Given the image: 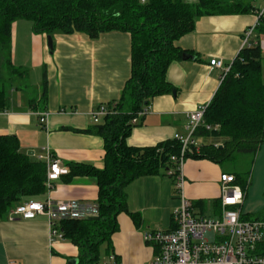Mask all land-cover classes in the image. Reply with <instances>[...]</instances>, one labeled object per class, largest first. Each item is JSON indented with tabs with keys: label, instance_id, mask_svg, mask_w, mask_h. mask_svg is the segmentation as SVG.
<instances>
[{
	"label": "crops",
	"instance_id": "0c3cea01",
	"mask_svg": "<svg viewBox=\"0 0 264 264\" xmlns=\"http://www.w3.org/2000/svg\"><path fill=\"white\" fill-rule=\"evenodd\" d=\"M222 1H241L250 10L201 16L195 29L177 41L184 53L193 57H182L170 64L167 78L174 91L151 100L127 139L129 145L153 146L175 138L176 133L187 134L190 112L200 104L210 103L225 68L231 66L242 49L245 31L257 22L256 11L264 6V0ZM21 20L13 24V64L27 71L30 69L28 73L41 69L47 77L48 97L43 104V78L35 85L37 92L33 99L25 93L32 82L17 81L18 85L10 92V106L0 111V135H16L21 151L36 159L49 149L64 165L74 161L103 168L104 139L85 130L95 124L92 112L101 104L118 100L131 76V34L113 30L94 39L84 33L58 32L53 35L51 52L47 34L36 33L32 23ZM256 30L257 27L253 39H257L262 48L264 74V34L258 35ZM214 58L222 59L224 66H211ZM44 113L47 117L42 122ZM199 137L195 136L201 146ZM223 141L224 138L216 145ZM182 172L183 191L193 203L195 212L219 217L220 176L231 172L209 159L191 157L185 159ZM66 178L61 175L39 200H77L95 205L99 190L95 179L87 176ZM174 181L176 179L167 174L148 175L135 179L126 187L129 212L118 215V230L112 235L110 244L102 245L100 256L105 253L106 258L103 260L101 256L99 262L110 261L112 256L117 264L152 261L157 247L144 240V232L158 228L159 222L167 225L162 229L174 227L173 213L181 202ZM247 198L248 190L242 206L245 218H249L244 212ZM161 211H167L168 215L166 212L158 220L156 215ZM10 212L0 218V264L79 262V247L70 239L53 233L54 229L60 231L58 226L62 219L49 214H38L32 219H11ZM130 212L139 213L141 221L136 222Z\"/></svg>",
	"mask_w": 264,
	"mask_h": 264
},
{
	"label": "trees",
	"instance_id": "16d2710c",
	"mask_svg": "<svg viewBox=\"0 0 264 264\" xmlns=\"http://www.w3.org/2000/svg\"><path fill=\"white\" fill-rule=\"evenodd\" d=\"M250 10L241 1L222 0H0V65L9 73L10 89L16 77L27 70L12 61L13 24L19 19L33 23L36 33H84L97 38L107 31H125L132 37L131 76L118 100L107 103L110 112L99 123L85 130L104 139V167L85 162H69L68 180L87 176L98 185L97 215L83 219L64 218L58 226L64 238L79 247L77 264H97L101 247L111 243L118 230V215L129 212L126 187L135 179L167 174L175 178L181 142L167 139L153 146H132L127 142L134 117L151 100L174 91L167 78L172 62L183 57L177 41L192 32L204 15L233 14ZM257 34H264V19L257 24ZM3 60V62H2ZM262 48L252 39L234 59L205 112V122L195 136L224 138L221 145H192L186 158L209 159L218 164L234 160L237 153L256 154L264 144V74ZM24 74V75H23ZM47 77L44 74L42 102H47ZM10 106V92L0 82V111ZM174 173L170 175V171ZM48 164L21 151L16 135H0V218L29 200H39L46 192ZM237 183L245 191L248 181L241 172ZM136 222L139 213L130 212ZM245 216V215H244ZM243 216V217H244ZM245 218V217H244ZM255 218L264 219V214ZM264 253V243L260 246Z\"/></svg>",
	"mask_w": 264,
	"mask_h": 264
},
{
	"label": "built area",
	"instance_id": "2783aa9c",
	"mask_svg": "<svg viewBox=\"0 0 264 264\" xmlns=\"http://www.w3.org/2000/svg\"><path fill=\"white\" fill-rule=\"evenodd\" d=\"M145 1V0H142ZM194 2L196 0H188ZM257 22L245 31L243 45H250L254 29L261 19H264V6L256 11ZM211 66L223 67L222 59H211ZM231 67V66H230ZM230 67L225 68L227 73ZM224 73V74H225ZM209 103L200 104L190 112L187 125V134H175L181 142L180 155H172L177 162L176 186L181 196V202L173 213L174 227L171 229H152L144 232V240L157 247V253L148 264H264V253L260 246L264 243V219L244 218L242 206L246 193L237 183L234 173L224 172L220 176V202L221 213L217 218L200 215L195 212L193 203L183 191V165L188 153L195 145L199 150L195 132L201 126L207 129L214 127L205 122V112ZM147 108L140 111L132 120L137 123L138 117L146 112ZM110 112L107 104L92 112L95 123H99L103 116ZM47 113L41 116L45 122ZM39 159L48 164L47 187L51 189L53 182L61 175L69 172L61 160L47 149ZM173 174L174 171L169 172ZM96 205H87L77 200H29L16 206L10 212L11 219H32L38 214L56 215L60 219H83L97 215ZM54 235L63 234L54 229ZM97 264H117L115 256L110 261Z\"/></svg>",
	"mask_w": 264,
	"mask_h": 264
},
{
	"label": "rangeland",
	"instance_id": "374dc122",
	"mask_svg": "<svg viewBox=\"0 0 264 264\" xmlns=\"http://www.w3.org/2000/svg\"><path fill=\"white\" fill-rule=\"evenodd\" d=\"M21 21H23V23H32V21L28 19H23ZM28 71H27V75H25L23 79L20 76L16 77L17 79L16 81H20V82L25 81V83H28L30 81L32 82V84H30V87H28V89L25 90V93L27 94L26 97L33 99L34 97H36V92H37V87L35 85L37 82H40L42 78H43L42 80L44 81V77H43L44 72L41 69L40 70L32 69L30 73H28ZM8 78H9L8 71L1 64L0 82L5 83L9 92H11L12 89H10V86L8 84L9 82ZM15 85H18V83H15ZM222 139L223 138L215 135H207V136L199 137L201 144H210V143L217 144V142ZM224 168L229 171L233 170V171L241 172L244 179H246L249 182L247 189L248 198L244 205V212L247 213V215H249V218H255L257 216L263 215L264 214V144L255 155L251 153H237L234 160L224 164ZM174 184L176 190H178L176 186V181H174ZM166 212L167 211H161L159 214H157L156 215L157 219L161 220L162 216L165 215ZM209 213H210L209 210H207V214ZM165 226L167 225L166 224L162 225V223L159 222V226L156 227L162 229ZM101 256L103 260L106 258L105 253H102Z\"/></svg>",
	"mask_w": 264,
	"mask_h": 264
},
{
	"label": "water",
	"instance_id": "95a60500",
	"mask_svg": "<svg viewBox=\"0 0 264 264\" xmlns=\"http://www.w3.org/2000/svg\"><path fill=\"white\" fill-rule=\"evenodd\" d=\"M47 39H48V48L50 49L51 52H53V48H54L53 36L52 35H47ZM190 57H193L190 53L185 52L183 54V58L184 59H187V58H190ZM92 218H94V216ZM71 264H77V260H74V262H72Z\"/></svg>",
	"mask_w": 264,
	"mask_h": 264
}]
</instances>
